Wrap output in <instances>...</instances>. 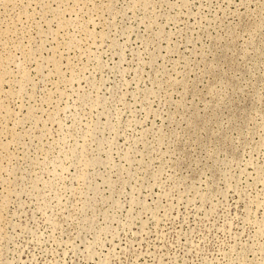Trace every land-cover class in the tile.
Here are the masks:
<instances>
[{
  "label": "rangeland",
  "instance_id": "1",
  "mask_svg": "<svg viewBox=\"0 0 264 264\" xmlns=\"http://www.w3.org/2000/svg\"><path fill=\"white\" fill-rule=\"evenodd\" d=\"M0 264H264V0H0Z\"/></svg>",
  "mask_w": 264,
  "mask_h": 264
}]
</instances>
